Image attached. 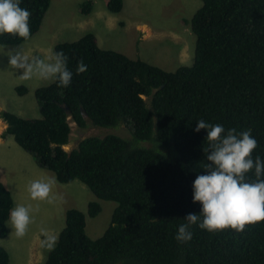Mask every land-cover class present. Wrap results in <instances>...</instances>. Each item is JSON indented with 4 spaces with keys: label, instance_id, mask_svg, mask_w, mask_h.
<instances>
[{
    "label": "trees",
    "instance_id": "1",
    "mask_svg": "<svg viewBox=\"0 0 264 264\" xmlns=\"http://www.w3.org/2000/svg\"><path fill=\"white\" fill-rule=\"evenodd\" d=\"M200 1L189 23L196 36L192 66L167 72L103 50L96 35L87 33L55 46L54 52L68 57L73 78L67 88L53 82L35 91L41 118L0 114L6 134L59 183L81 181L97 199L117 203L110 226L95 240L87 234L85 213L67 210L45 264H264V221L243 231L194 227L186 244L174 238L182 219L200 211L192 184L203 174L208 142L206 130H193L196 121L251 129L258 142L253 157L264 158V0ZM50 5L51 0H22L20 6L31 12L30 35H0V45L31 39ZM92 5L83 4L81 14L90 15ZM108 10L120 13L123 0H109ZM80 61L87 71L76 74ZM16 92L24 96L28 89L18 86ZM71 121L81 129L128 125L132 139L88 137L68 152ZM247 180H256L254 170ZM12 208L13 195L0 181V239L9 233ZM101 210L99 202L88 204L91 218ZM0 264H10L3 247Z\"/></svg>",
    "mask_w": 264,
    "mask_h": 264
},
{
    "label": "rangeland",
    "instance_id": "2",
    "mask_svg": "<svg viewBox=\"0 0 264 264\" xmlns=\"http://www.w3.org/2000/svg\"><path fill=\"white\" fill-rule=\"evenodd\" d=\"M93 2L92 18L81 14L83 4ZM109 0H51L50 8L40 31L20 45H0V114L9 111L24 119H39L41 113L35 91L53 81L33 77L24 80L23 70L10 65L11 55L17 52L32 57L46 58L54 54L58 43L76 42L87 33L95 34L103 50L122 53L133 60H141L167 72L194 63L196 36L190 21L202 7L200 0H123V10L112 14ZM107 4V5H106ZM109 17V18H108ZM188 23V24H186ZM25 86L28 92L20 96L16 87ZM72 134L65 150L70 152L88 137H105L109 134L132 139L131 126L100 128L89 125L81 129L72 121ZM0 117V180L10 187H18L24 196L14 197L17 205L29 206L31 223L23 237H17L8 223L9 233L0 239V247L10 255V264H45L53 249L43 241L55 237L56 245L66 225V212L79 209L86 215V231L91 239L101 238L110 226L117 203L99 200L81 181L61 184L54 173L40 168L33 157L23 150L13 136L6 134L7 127ZM7 125V124H6ZM147 142H139L144 147ZM38 171L51 181L50 195L45 200H32L28 191ZM99 202L101 213L96 218L88 215V204ZM60 206H57L58 204ZM15 206V207H16ZM41 240V242H39Z\"/></svg>",
    "mask_w": 264,
    "mask_h": 264
},
{
    "label": "clouds",
    "instance_id": "3",
    "mask_svg": "<svg viewBox=\"0 0 264 264\" xmlns=\"http://www.w3.org/2000/svg\"><path fill=\"white\" fill-rule=\"evenodd\" d=\"M22 0H0V35L10 34L19 38L30 35L31 12L20 5ZM10 65L22 69L20 77H33L53 81L58 87L67 88L73 78L68 67V57L55 52L46 58L32 57L17 52L11 55ZM87 71L80 61L76 74ZM196 133L206 130L208 148H204L206 163L203 174L193 181V203L200 205L198 213H189L176 228L175 240L186 244L193 239V228L208 232L224 229L243 231L246 225L264 221V158L253 157L258 142L251 129L237 131L226 129L222 124H212L203 119L196 121ZM254 170L256 180L248 182V173ZM51 181H33L29 186L32 200H45L51 191ZM31 208L17 205L9 212V222L15 235L23 237L31 223ZM44 246L54 247L55 237L43 241Z\"/></svg>",
    "mask_w": 264,
    "mask_h": 264
},
{
    "label": "crops",
    "instance_id": "4",
    "mask_svg": "<svg viewBox=\"0 0 264 264\" xmlns=\"http://www.w3.org/2000/svg\"><path fill=\"white\" fill-rule=\"evenodd\" d=\"M107 5V4H106ZM111 13V12H110ZM113 14V13H112ZM115 15V14H114ZM92 16H93V14L91 13L90 15H88L87 17H89V18H92ZM109 18V17H108ZM97 37V36H96ZM97 40H98V44H99V46H100V42H99V39H98V37H97ZM101 47V46H100ZM5 126L7 127V125L5 124ZM35 172H36V174H35V181L36 180H45V177L42 175V174H40L38 171H36L35 170ZM1 181V180H0ZM3 182V181H2ZM5 185H6V187L11 191V193H12V195H13V198H14V207L16 206V198L14 197V191H13V189L15 190L16 188H17V190H16V194H18V196H24V193H23V191H20L19 190V188L18 187H10L9 185H7L5 182H3ZM13 188V189H12ZM39 201V200H38ZM61 204L59 203L57 206H60ZM9 223V222H8ZM9 230V229H8ZM8 236V235H7ZM39 242H41V240H39Z\"/></svg>",
    "mask_w": 264,
    "mask_h": 264
}]
</instances>
